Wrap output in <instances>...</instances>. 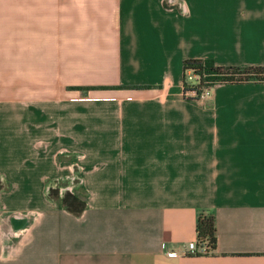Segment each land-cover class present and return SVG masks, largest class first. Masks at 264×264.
<instances>
[{"label": "crops", "instance_id": "obj_1", "mask_svg": "<svg viewBox=\"0 0 264 264\" xmlns=\"http://www.w3.org/2000/svg\"><path fill=\"white\" fill-rule=\"evenodd\" d=\"M168 3L0 0V264H264V81L182 94L186 58L264 66V0Z\"/></svg>", "mask_w": 264, "mask_h": 264}, {"label": "trees", "instance_id": "obj_2", "mask_svg": "<svg viewBox=\"0 0 264 264\" xmlns=\"http://www.w3.org/2000/svg\"><path fill=\"white\" fill-rule=\"evenodd\" d=\"M164 5H169L168 0H164ZM182 69L183 72L191 70L195 75L199 76L200 83L206 79L217 81L218 83L264 81V66L216 65L213 61L207 59L186 58L182 63ZM146 87L144 85H136L128 88ZM52 192H54L52 196L48 193L50 198L58 196L56 191L52 190ZM58 199L59 205L68 209L79 210L85 206V200L72 191H65L60 197L58 196ZM195 232L198 246L205 247L207 251H212L216 248V226L212 214H198Z\"/></svg>", "mask_w": 264, "mask_h": 264}, {"label": "built area", "instance_id": "obj_3", "mask_svg": "<svg viewBox=\"0 0 264 264\" xmlns=\"http://www.w3.org/2000/svg\"><path fill=\"white\" fill-rule=\"evenodd\" d=\"M186 78L190 82H188ZM217 83H218L217 81H210L207 79L202 81V83H200L199 76L195 75L191 70H188L186 72H183L182 94L186 96L196 97L199 99H205L206 97L210 96L213 86ZM73 167L74 164L71 165V170H73ZM208 252L209 251H207L205 247L198 246L197 240H195V241H190L188 243L186 250L182 252V254L183 255L197 254V253L205 254ZM170 254L177 256L176 252H171Z\"/></svg>", "mask_w": 264, "mask_h": 264}, {"label": "rangeland", "instance_id": "obj_4", "mask_svg": "<svg viewBox=\"0 0 264 264\" xmlns=\"http://www.w3.org/2000/svg\"><path fill=\"white\" fill-rule=\"evenodd\" d=\"M187 81L190 82L189 80ZM72 164H74V167H73V170H71V173L68 175V178L66 177V178H63V181L58 180L57 182L49 184L48 193L51 196L54 195V192H52V190L56 191V193H58V196L62 195L65 191H72V192H75L76 195L80 196L82 184L76 178L77 177L76 170L78 166L76 164V158L74 159V161H72V163H70V167Z\"/></svg>", "mask_w": 264, "mask_h": 264}]
</instances>
